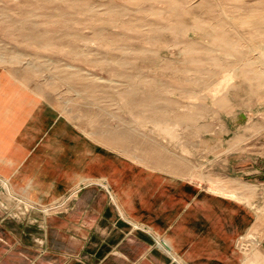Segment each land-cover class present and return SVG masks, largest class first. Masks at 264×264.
Wrapping results in <instances>:
<instances>
[{"label":"rangeland","instance_id":"1","mask_svg":"<svg viewBox=\"0 0 264 264\" xmlns=\"http://www.w3.org/2000/svg\"><path fill=\"white\" fill-rule=\"evenodd\" d=\"M0 67L84 128L137 97L133 128L172 174L234 196L225 178L251 163L264 180V0H0Z\"/></svg>","mask_w":264,"mask_h":264},{"label":"crops","instance_id":"2","mask_svg":"<svg viewBox=\"0 0 264 264\" xmlns=\"http://www.w3.org/2000/svg\"><path fill=\"white\" fill-rule=\"evenodd\" d=\"M137 100L84 128L0 67V264H246L254 227L264 264L258 164L225 178L236 196L166 171ZM77 185L71 209H48Z\"/></svg>","mask_w":264,"mask_h":264},{"label":"built area","instance_id":"3","mask_svg":"<svg viewBox=\"0 0 264 264\" xmlns=\"http://www.w3.org/2000/svg\"><path fill=\"white\" fill-rule=\"evenodd\" d=\"M258 189H259V190H262V192L264 193V180H263L261 183L258 184ZM64 203H65V202H64ZM64 203H62V205H63ZM48 209L53 210V205H52V204L49 205V206H48Z\"/></svg>","mask_w":264,"mask_h":264}]
</instances>
